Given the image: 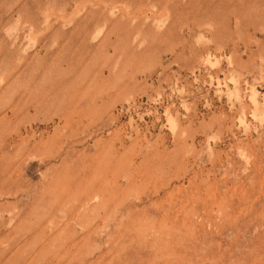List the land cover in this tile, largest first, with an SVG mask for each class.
I'll use <instances>...</instances> for the list:
<instances>
[{
  "label": "rangeland",
  "instance_id": "obj_1",
  "mask_svg": "<svg viewBox=\"0 0 264 264\" xmlns=\"http://www.w3.org/2000/svg\"><path fill=\"white\" fill-rule=\"evenodd\" d=\"M0 264H264V0H0Z\"/></svg>",
  "mask_w": 264,
  "mask_h": 264
}]
</instances>
